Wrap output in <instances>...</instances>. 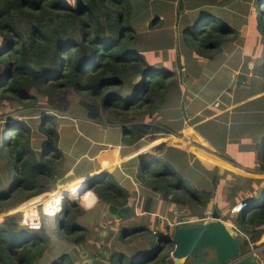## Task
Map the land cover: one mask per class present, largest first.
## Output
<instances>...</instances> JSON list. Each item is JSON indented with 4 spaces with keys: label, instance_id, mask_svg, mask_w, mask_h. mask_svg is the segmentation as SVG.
Masks as SVG:
<instances>
[{
    "label": "trees",
    "instance_id": "trees-1",
    "mask_svg": "<svg viewBox=\"0 0 264 264\" xmlns=\"http://www.w3.org/2000/svg\"><path fill=\"white\" fill-rule=\"evenodd\" d=\"M153 1L0 0V103L15 102L25 109H34L44 102L63 113L69 109L73 97L78 96L83 99V112L96 123L103 122V113L107 112L115 114L117 119L125 116L135 122L147 112L154 116L165 103L167 93L176 85L177 74L171 68L152 67L142 55L152 50L142 45L141 32L156 28L161 20L158 11L151 12L150 3ZM259 1H263V9L264 0ZM208 2L217 0H197L187 9H197ZM147 22L149 28L145 26ZM254 27L261 31V38L264 39V17H259ZM231 33L234 37L237 31L214 14H208L192 25L183 23L180 26L181 42L200 58H213L220 54L224 43L231 41ZM176 63L181 68L179 57ZM258 71L264 77V63ZM130 77L136 82L141 77L139 90L132 98L125 95L126 79ZM27 123L22 121L10 127L8 131L14 134H2L0 213L16 210L33 199L27 204L30 206L33 201L50 196L56 176L64 167L66 159L60 147L56 116L43 115L36 121L35 126L47 138L41 149L33 147V130ZM151 129L145 124L132 127L125 132L123 145H134ZM152 130L163 132L157 127ZM258 148L255 165H258L259 172L264 173V146L261 151ZM118 153L119 150L115 149L101 156L108 155V158H101L107 160L104 165L107 169L117 166ZM166 157H156L151 161L144 159L138 168V180L144 187L162 194L165 201L190 207L193 216H203L214 197V187L221 177L227 178L230 173L212 178L202 172L199 174L200 170L210 174L214 170L207 169L201 162L193 168L186 151L180 148L170 146ZM175 164L186 168L177 169ZM187 178L194 182V186ZM84 179L61 185L58 187L60 191L51 200L54 215L59 221L56 225L61 239L76 246L87 245L90 234L77 223L83 210L76 202L89 209L96 203L126 206L132 198L112 173L99 175L80 193L79 186ZM239 180L245 179L239 177ZM245 182L241 190L250 192L245 200L247 209L232 222L243 233L238 235V239L244 255L249 254L246 251L249 244L246 245L245 241L257 242L264 231V189H254L264 181L246 179ZM234 187L237 189V186ZM61 197L75 202L64 205L62 213L57 216L61 209ZM151 210L149 203L143 211L148 214ZM141 228L146 230H124L122 237L126 235L132 240L151 232L146 227ZM51 230L54 231L53 228ZM52 232L43 227L40 230L28 229L22 224L20 213L5 217L0 222V264H63L68 255L52 263L46 261ZM152 235L156 237L154 232ZM172 236L160 234L152 255L144 251L140 256L129 257L130 262L124 264H175L170 258L175 248ZM126 242L124 239L123 243ZM121 254H113L111 264H115L116 256ZM75 263L76 260L71 257L69 264Z\"/></svg>",
    "mask_w": 264,
    "mask_h": 264
},
{
    "label": "rangeland",
    "instance_id": "rangeland-1",
    "mask_svg": "<svg viewBox=\"0 0 264 264\" xmlns=\"http://www.w3.org/2000/svg\"><path fill=\"white\" fill-rule=\"evenodd\" d=\"M196 1L197 0H155L151 2V12L158 11L159 15H164L163 21H158V25L154 29L149 28L148 21L145 26L149 29L141 32L143 36V41L140 40L142 45L152 50L149 52H141L148 63L156 68H171L172 71H175L177 74L176 85L173 86L166 95L165 113L162 111V113L159 112L163 108L162 106L154 116L150 114V112H147L135 122L132 119L125 118V116H119L117 119L115 114L107 112L103 113L104 121L96 123L89 120L86 112H83L81 108L82 105L84 106L83 99H80L78 96L73 97L70 101L69 109L63 111V113H59L58 110L50 108L44 102L38 104L34 109H25L15 102L5 101L0 103V143L2 134L5 132L6 134H12L13 131H8V129L12 126H16L18 122L24 121L28 122L27 124L32 127L34 135L33 147L35 149H41L45 146L47 138L39 131L37 126H35V124H37L36 121L43 115H54L57 118V128L60 133V147L64 151L66 160L64 167L56 176L54 188L51 191L53 193L42 200L33 201L30 206H27V204L33 199L22 204L16 210H10L8 213H0V222H3L5 217L9 215L20 213L22 215V224L26 227V219L29 214L34 213V215H36V212H39L42 223H45V225L42 226L44 230L48 228L50 232H52L53 230L51 229H54L52 235H50L49 250L45 255L48 263L55 262L63 255H68L66 260L62 261V263L69 264L71 257L75 261L78 254L83 253L82 251L84 249H89L91 251L90 254H92V251H95L96 255L98 254L101 256L100 259L103 260V263L100 261L95 264H111L108 256L105 255L107 252L111 255L115 253L125 254L116 256L114 260L115 264L128 263L130 262V258L140 256L144 251H147L150 255L153 254L157 236H153L152 232L155 231L158 234L166 236L171 235L174 230L172 227H175L182 219L189 218V220L192 221L197 217L203 218L206 213L213 211V209H217L221 217H224L226 214L227 217L224 218V222L233 225L231 222L234 223V220H236L239 214H235L232 217L229 215L230 210L234 207L231 205L235 203V206L240 203L245 204V200L250 194L248 191L241 190V187L246 183L245 180L250 178L256 181H264V173L258 171L257 164H254L253 167H240L238 171H234L229 169L230 167L228 166H210L203 163L199 155L204 152L215 156L216 159L218 158L221 162L228 165H230V162H228L230 159L225 156L223 158L225 160H223L218 156V151L209 145L207 147L198 145L196 142H190L191 148L184 149L186 153L188 152L187 155L190 160V166L193 165V168H195L197 167V162H201L207 169L212 168V170H214L213 174L208 173L206 170H200L199 174L202 172L205 176L212 178V176H222L232 172L237 176L228 175L225 179L221 177L219 183L213 189V199L207 205L204 215L199 217L193 216L190 207L176 206L171 202L165 201L162 194L155 193L151 189L144 187L137 178L139 165L144 159L149 161L156 157L167 159L166 156L170 146L175 148L179 147L174 139L180 140L185 136L183 133L170 136L167 132L164 133L165 131L162 129V126L165 127V125H168L167 123L170 118L173 124L167 127L171 129L178 128L179 122L183 121L181 116V108L183 106L179 104L181 99L177 96L179 86H184V82L189 83V86H197L189 77L200 70L198 65L201 58L193 52L192 49L187 47L184 42H181L180 26H182L183 23L192 25L199 19L207 17L208 14H214L216 17L221 18L228 26L237 31L236 36L232 37L234 33L229 35V38L232 39L230 41L231 43L227 45L236 48L232 50L234 56H238L239 52L241 55L244 52L247 54V56H245L246 63L243 71H248V66L252 65V68H255L253 69L254 73L260 76L258 70L262 63H264V39L261 38V31L256 30L254 26L259 17H264V8L261 9L263 1L217 0V2H208L197 9H187ZM256 6H258L257 10ZM152 17H154V15ZM178 57L180 58L181 68H183L184 71H182L183 69L181 70L176 63ZM235 60L238 61L237 58H235ZM184 74L185 80H182L181 76L184 77ZM126 84L127 94L125 95L129 98L134 97L139 90L138 86L140 82H136L135 79L130 77L126 79ZM222 84H225V81H223ZM259 85L260 83L257 82V86ZM32 93L36 94L35 92ZM168 100L171 101L169 105ZM176 103L178 104L176 105ZM139 124L149 125L152 129L156 127L161 128L163 132L159 133L151 129L143 139L139 140L134 145H123L122 138L125 132ZM208 130L212 132L211 129ZM221 133L222 131H220V134ZM263 146L264 144H259L258 150L261 151ZM7 148L10 149V146ZM115 149L119 150L118 159H122V161H118L117 166H113V168L109 170L104 166L107 164V160L101 159L108 158V155L105 157L101 156L109 154ZM197 149L203 150L204 152L200 153ZM137 152L140 153L135 156ZM262 154H264V151H262ZM175 167L177 169L186 168L184 165L179 164H175ZM239 171L245 174L240 176L241 172ZM104 172L114 174L116 180L128 190L132 197L129 203L135 207V213L125 221H116L105 212L107 204L96 203L92 208L86 211L81 204L76 202V205H78V207L80 206L79 208L83 210V213L79 215L77 219V223L79 226L90 231L88 238L89 242L87 245L83 244L82 246H76L73 243L61 239V233L57 230L59 227L56 225L59 222L58 218L47 219L55 216L51 200L53 196L60 191L58 187L61 185H69L79 179L85 178L79 186V192L81 193L91 180L98 178L99 175H102ZM190 175L192 174L190 173ZM239 177L245 180L240 181ZM187 180L194 186L192 180L188 178ZM195 183L198 184V186L200 185L197 180ZM76 184L77 183L74 185L76 186ZM234 186H237V189ZM260 187L264 189V182L256 185L254 188L258 190ZM237 199L241 202H236ZM222 201H224V203ZM68 202L75 201L73 199L61 197V209L58 215L62 213L64 205H67ZM149 203L152 206V210L151 213L146 214L143 210ZM42 206L44 209H42ZM35 209H37V211H35ZM233 226L237 229V226ZM141 227H146L151 232L139 235L138 238L132 240H130L129 237L126 238V235L122 237L124 230L127 229L139 228L138 230H141V232L146 230ZM124 239H128L126 243H123ZM261 243L262 241L257 242L256 245L261 246ZM101 245H103V248H101ZM172 253L173 252H171L170 255L171 259H173ZM120 256H123L124 259ZM119 257L122 260H120ZM83 262L84 259L77 261L79 264H83Z\"/></svg>",
    "mask_w": 264,
    "mask_h": 264
},
{
    "label": "crops",
    "instance_id": "crops-1",
    "mask_svg": "<svg viewBox=\"0 0 264 264\" xmlns=\"http://www.w3.org/2000/svg\"><path fill=\"white\" fill-rule=\"evenodd\" d=\"M163 17L164 15H161V20ZM152 19L153 17L150 18V21ZM230 43H224L222 52L215 57L199 60L198 67L200 70L189 77L197 86H189V83L184 82V86L180 85L178 89L177 96L181 99L179 104L183 106L181 108L183 121L179 122L178 128L171 129L167 127L173 124L170 118L168 125L162 126V129L165 131L164 133L167 132L170 136L180 133L185 135L180 140L174 139L181 150L191 148L190 142H196L198 145L207 147L209 145L214 148L218 151L220 158L223 159L226 156L230 159L228 160L230 165H228L218 158L203 153L199 155L203 163L210 166H228L229 169L238 171L240 167L254 166L257 159V146L261 143L264 144V78L254 73L253 69L255 68H252V65L248 66V71H243L247 54L244 52L241 55L239 52L238 56H234L232 50L236 48L227 46ZM181 78L185 80V74ZM223 81L225 84H222ZM257 82L260 83L259 86H257ZM170 102L168 100V105ZM165 107L166 101L159 112L165 113ZM208 129H211L212 132ZM220 131H222L221 134ZM197 150L202 153L199 149ZM139 153H135V156ZM121 161L122 159L119 160V162ZM242 174L245 173L241 172L240 176ZM229 175L237 177L232 172ZM222 202L224 203V201ZM236 202L241 201L237 199ZM85 209L87 211V208ZM225 217H227L226 214L222 217L223 221ZM230 226L237 236L243 235L238 228L235 229L233 225ZM260 241H262L261 246H257L256 243ZM257 242L251 243L249 241V247L246 251L249 254L251 251H255L260 264H264V231H262L261 238ZM83 251L88 252L85 255V261L90 260L91 262V251L89 249ZM107 253L110 260L112 255ZM80 259L81 254H78L76 262ZM96 259L97 257L93 260L97 261ZM100 261L103 260L100 259Z\"/></svg>",
    "mask_w": 264,
    "mask_h": 264
},
{
    "label": "water",
    "instance_id": "water-1",
    "mask_svg": "<svg viewBox=\"0 0 264 264\" xmlns=\"http://www.w3.org/2000/svg\"><path fill=\"white\" fill-rule=\"evenodd\" d=\"M137 81L140 82L141 77H138ZM204 154L215 158L209 153ZM106 212L116 221H125L135 213V207L131 203L126 206L107 204ZM185 222L186 219H182L181 224L172 232V241L175 243L172 258L175 264H260L255 251H251L248 256L243 255L238 236L232 226L222 220L217 209H213V217L210 220L193 225ZM245 244H249L248 239ZM87 254V251L81 253L83 264L100 261V255L96 256L97 261H85Z\"/></svg>",
    "mask_w": 264,
    "mask_h": 264
},
{
    "label": "built area",
    "instance_id": "built-area-1",
    "mask_svg": "<svg viewBox=\"0 0 264 264\" xmlns=\"http://www.w3.org/2000/svg\"><path fill=\"white\" fill-rule=\"evenodd\" d=\"M243 206L244 205L241 203L237 204L236 206L233 207L232 210H230L229 215L232 217L235 214L246 212L247 206L246 205H245V207H243ZM42 209H44V207ZM35 211H37V209H35ZM32 212H34V211H32ZM43 213H44V211H43ZM52 217H54V216H52ZM212 217H213V211H210V212L206 213V215L203 218L197 217L192 221L189 220V218H187L185 223L188 225L198 224V223H202L203 221L210 220V219H212ZM42 224L43 223H42V220H41V217H40L38 211L36 212V215H34V213L29 214L28 218L26 219V227H28L31 230H40L43 226ZM179 224H180V222L178 224H176L175 227ZM175 227H172V228L175 229ZM154 235L157 236V241H158V239L160 238V234H158L157 232L154 231ZM248 255L249 254H246L245 256H248Z\"/></svg>",
    "mask_w": 264,
    "mask_h": 264
},
{
    "label": "flooded vegetation",
    "instance_id": "flooded-vegetation-1",
    "mask_svg": "<svg viewBox=\"0 0 264 264\" xmlns=\"http://www.w3.org/2000/svg\"><path fill=\"white\" fill-rule=\"evenodd\" d=\"M90 256H91L92 259H94L97 256L96 252H93ZM102 257H104V256H102Z\"/></svg>",
    "mask_w": 264,
    "mask_h": 264
},
{
    "label": "clouds",
    "instance_id": "clouds-1",
    "mask_svg": "<svg viewBox=\"0 0 264 264\" xmlns=\"http://www.w3.org/2000/svg\"><path fill=\"white\" fill-rule=\"evenodd\" d=\"M50 218H56L55 216L54 217H50ZM158 242V241H157ZM244 255V254H243Z\"/></svg>",
    "mask_w": 264,
    "mask_h": 264
},
{
    "label": "bare ground",
    "instance_id": "bare-ground-1",
    "mask_svg": "<svg viewBox=\"0 0 264 264\" xmlns=\"http://www.w3.org/2000/svg\"><path fill=\"white\" fill-rule=\"evenodd\" d=\"M200 151H202V150H200ZM203 152V151H202ZM243 207H245V206H243Z\"/></svg>",
    "mask_w": 264,
    "mask_h": 264
}]
</instances>
